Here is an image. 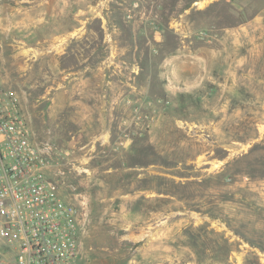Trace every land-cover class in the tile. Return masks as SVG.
Returning a JSON list of instances; mask_svg holds the SVG:
<instances>
[{"label": "rangeland", "instance_id": "obj_1", "mask_svg": "<svg viewBox=\"0 0 264 264\" xmlns=\"http://www.w3.org/2000/svg\"><path fill=\"white\" fill-rule=\"evenodd\" d=\"M37 1L0 0V80L34 140L71 151L50 175L84 221L77 264H264V0ZM61 2L58 58L34 41ZM86 63L130 84L111 144L83 153L49 105Z\"/></svg>", "mask_w": 264, "mask_h": 264}, {"label": "built area", "instance_id": "obj_2", "mask_svg": "<svg viewBox=\"0 0 264 264\" xmlns=\"http://www.w3.org/2000/svg\"><path fill=\"white\" fill-rule=\"evenodd\" d=\"M70 155L34 140L18 92L0 80V264H77L84 221L50 175Z\"/></svg>", "mask_w": 264, "mask_h": 264}, {"label": "crops", "instance_id": "obj_3", "mask_svg": "<svg viewBox=\"0 0 264 264\" xmlns=\"http://www.w3.org/2000/svg\"><path fill=\"white\" fill-rule=\"evenodd\" d=\"M44 3L35 0L34 4ZM69 6L62 2L50 7V13H60L59 17L44 18V27L48 33L37 38L36 44L52 46L44 50L52 57L61 56L70 39L72 27L62 14L69 13ZM58 18L60 21L58 22ZM79 38V37H78ZM53 46H56L53 48ZM59 51V54L56 52ZM102 65L93 66L86 63L80 68L72 65L61 67V81L59 86H51L49 111L54 121L55 134L75 149L88 153L97 143L110 145L113 140V130L116 126L115 111L120 108L126 85L130 84L126 71L119 70V75L112 79L101 70Z\"/></svg>", "mask_w": 264, "mask_h": 264}]
</instances>
